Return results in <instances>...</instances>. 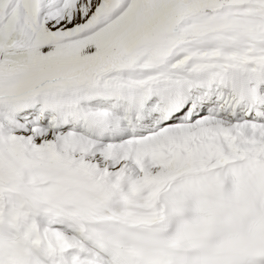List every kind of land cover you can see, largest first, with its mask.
I'll list each match as a JSON object with an SVG mask.
<instances>
[{"label": "snow or ice", "instance_id": "1", "mask_svg": "<svg viewBox=\"0 0 264 264\" xmlns=\"http://www.w3.org/2000/svg\"><path fill=\"white\" fill-rule=\"evenodd\" d=\"M0 264H264V0H0Z\"/></svg>", "mask_w": 264, "mask_h": 264}]
</instances>
